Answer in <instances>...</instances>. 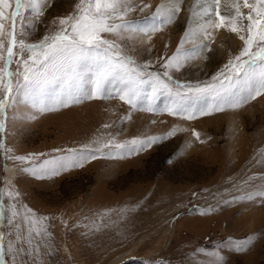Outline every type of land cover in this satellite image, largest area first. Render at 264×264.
I'll return each instance as SVG.
<instances>
[{
	"label": "rangeland",
	"instance_id": "1",
	"mask_svg": "<svg viewBox=\"0 0 264 264\" xmlns=\"http://www.w3.org/2000/svg\"><path fill=\"white\" fill-rule=\"evenodd\" d=\"M78 2L47 0L39 16L26 5L16 18L17 40L38 44L57 29L54 21L75 13ZM163 2L131 0L135 11L124 20L150 25L146 18L153 17ZM195 4L196 0H182L173 23L151 36L128 31L122 33V40L107 33L102 36L115 40L124 55L167 81L164 64L180 46L193 10L199 11L193 9ZM14 10L15 0H9L5 19L0 21L4 25L0 52L5 57ZM226 14L222 0L221 15ZM246 25V20L238 21L239 28ZM240 34L247 35L246 31ZM214 37L211 51L179 71L169 70L172 82L210 81L244 47L236 33ZM197 43L186 42L183 48L193 49ZM29 55H14L10 70L23 72V60ZM3 64L0 60V67ZM91 80V73L86 74L85 91L92 87ZM118 88V82L109 81L104 86L109 98L83 99L58 111L41 113L21 96L7 107L5 130L0 133L4 145L0 149V211L4 213L0 234L6 264H264V197L238 199L264 191V95L238 109L210 115H199L203 102L189 101V111L196 116L186 119L163 110L174 99L167 92L157 93L151 101L155 110L148 111L144 110L148 101L133 108L116 95ZM144 90L151 94L150 85ZM173 130L175 134L168 136ZM149 137L163 139L131 155L115 148V143ZM110 140L114 143L102 148L103 155L95 151ZM69 150L96 159L52 175V166L44 162L70 157ZM29 156L26 161L14 159ZM7 167L13 168L10 181L5 176ZM24 168L34 169L37 175ZM13 205L16 217H11ZM38 229L46 232L37 235ZM9 243L24 249L15 259L7 251Z\"/></svg>",
	"mask_w": 264,
	"mask_h": 264
},
{
	"label": "snow or ice",
	"instance_id": "2",
	"mask_svg": "<svg viewBox=\"0 0 264 264\" xmlns=\"http://www.w3.org/2000/svg\"><path fill=\"white\" fill-rule=\"evenodd\" d=\"M46 3L47 0H15V10L10 13L12 31L8 33L6 57L0 52V60L4 61L3 67H0V91L4 93L0 96V133L5 130L6 109L10 104L15 103L16 96L23 97L41 113L58 111L60 108L80 103L83 99L109 98L104 91V86L109 81L118 82L116 95L133 108L137 107L138 103L148 101V107L144 109L148 111L155 110L151 101L157 93L167 92L174 99L171 106L163 110L170 114L182 115L186 119H194L196 116L195 112L189 111L187 105L189 101L203 102L199 115H210L214 112H223L226 108L238 109L250 100L264 95V0H225L226 15H221L222 0H196L193 9L198 8L199 11L192 12L194 17H198L195 27L191 26L190 21L176 53L164 64L167 81L162 80L157 73L147 72V65H138L132 57L121 52L120 44L115 40L104 38L102 34H111L121 40L124 39L122 33L126 31L151 36L166 24L173 23L176 15L181 11L182 0H164L157 7L153 17L146 18L152 21L147 26H138L135 21L124 20L129 12L135 11L131 6V0H79L75 5V13L54 21L57 29L45 35L38 44H27L23 39L17 40L16 18L21 15L22 9L27 5L39 16L43 15ZM7 7L9 0H0V21L5 19L4 9ZM242 9H247V13ZM117 20L120 23H116ZM243 20L247 21V25L239 28L238 21ZM221 28L236 33L243 41L244 47L239 54L230 58L210 81L197 82L194 85L181 84L179 81L172 82L169 70L179 71L190 60L202 57L206 50L211 51L214 32ZM3 29V23H0V33ZM243 31H246L247 35L240 34ZM197 41L199 43L193 49L183 48L186 42ZM254 45H256L255 50H253ZM17 48L18 52H14ZM0 49H4L2 39H0ZM25 52L31 55L23 60V72H12L10 66L14 55L23 56ZM88 73L92 75V87L85 91L82 85ZM170 82L175 84V90L170 87ZM145 85L151 86L150 95L145 93ZM174 134L175 130L167 135ZM194 134L199 138V134ZM159 139L163 137L133 139L123 144L115 143V148L123 149L131 155L151 147ZM113 143L114 140L107 141L95 151L103 155L102 148H107ZM126 145L135 147H126ZM3 148L4 145L0 142V149ZM69 151L73 153L70 157L44 162L45 166H52V175H58L59 171H66L69 167H82L86 160L96 159L92 154H76L75 150ZM30 158L32 157H14L20 161ZM22 171L37 175L34 169L24 168ZM37 178L43 177L37 176ZM9 195H18V193H9ZM256 196L264 197V191L250 193L247 197L238 199L253 200ZM31 211L27 209L28 213ZM3 215L4 213L0 211V217ZM17 215L13 205L11 217ZM29 219L30 217L25 216L26 221ZM8 222L12 223V220L9 219ZM32 223L35 225L36 221L33 219ZM31 231L30 229L29 235ZM41 231L46 232V229H38L36 234L40 235ZM17 239L20 240L21 237L18 235ZM3 240L4 236L0 234V264H6ZM27 243L31 250L30 238ZM7 251L12 253L15 259V255L23 252L24 249L15 248L9 243ZM36 251L38 252L39 249L37 248Z\"/></svg>",
	"mask_w": 264,
	"mask_h": 264
},
{
	"label": "bare ground",
	"instance_id": "3",
	"mask_svg": "<svg viewBox=\"0 0 264 264\" xmlns=\"http://www.w3.org/2000/svg\"><path fill=\"white\" fill-rule=\"evenodd\" d=\"M198 19V17H194V16H191V18H190V20H189V24H190V21H191V26L192 27H195V24H196V20ZM204 19H206V17L204 18ZM211 31V30H210ZM226 32H228V30H227V28H221V29H219V30H216L215 32H214V36H216V37H218V36H222V35H224ZM230 34V33H229ZM234 34V33H233ZM229 36V35H228ZM227 37V36H226ZM221 38H223V37H221ZM214 39H215V37H214ZM219 39V38H218ZM218 39H217V41H218ZM233 39V38H232ZM235 39V38H234ZM216 40V39H215ZM215 40H214V42H215ZM220 41V40H219ZM213 42V43H214ZM212 43V42H211ZM217 43V42H216ZM5 176H6V180L7 181H10V178H11V175H12V173H13V168H11V167H7L6 168V170H5Z\"/></svg>",
	"mask_w": 264,
	"mask_h": 264
}]
</instances>
